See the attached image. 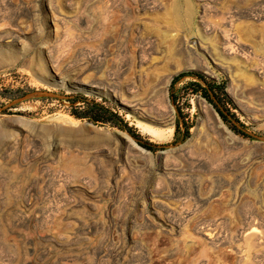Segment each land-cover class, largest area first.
<instances>
[{
  "label": "rangeland",
  "instance_id": "374dc122",
  "mask_svg": "<svg viewBox=\"0 0 264 264\" xmlns=\"http://www.w3.org/2000/svg\"><path fill=\"white\" fill-rule=\"evenodd\" d=\"M0 264H264V0H0Z\"/></svg>",
  "mask_w": 264,
  "mask_h": 264
},
{
  "label": "trees",
  "instance_id": "16d2710c",
  "mask_svg": "<svg viewBox=\"0 0 264 264\" xmlns=\"http://www.w3.org/2000/svg\"><path fill=\"white\" fill-rule=\"evenodd\" d=\"M186 75L189 76L193 75L194 77L202 80L201 76L197 74L181 73L172 78L171 85H173L176 81H178L180 78ZM191 85L194 87V89H192V92L200 93L202 98L205 99L207 103H209L214 108L220 119L224 123L230 124L228 120V114H227L228 112L226 108L223 105H221L217 100L216 93L222 91L220 86L206 84L205 87H201L198 83H193ZM7 99H9L10 101L12 98H7ZM65 99L70 108V112H69L70 116H72L75 119L86 120L95 125L108 124L113 127H116L119 130L128 133L133 139H135V141L140 147L151 152H154L160 147H162L147 141L140 140L139 137L131 130V128H129L126 125V123H124L123 120L117 115V113L113 112L109 107L105 106L102 102H97L95 99H88L83 96H66ZM178 127H179L178 124H175V133L178 132ZM230 128L234 132L241 134V132L236 130L234 126L231 125ZM189 129L190 126H186L184 130H182L180 141L187 139L189 134L188 132Z\"/></svg>",
  "mask_w": 264,
  "mask_h": 264
},
{
  "label": "bare ground",
  "instance_id": "6f19581e",
  "mask_svg": "<svg viewBox=\"0 0 264 264\" xmlns=\"http://www.w3.org/2000/svg\"><path fill=\"white\" fill-rule=\"evenodd\" d=\"M253 14V13H252ZM255 15V14H254ZM224 19V18H222ZM221 19V20H222ZM225 20V19H224ZM217 25V24H216ZM220 25V24H219ZM236 27V25H233ZM217 27V26H216ZM219 27V26H218ZM231 27V26H230ZM239 29V28H238ZM213 31V30H212ZM215 31V30H214ZM199 37V36H198ZM200 38V37H199ZM175 40V48H176V52L177 53H182V52H186V53H189L188 51H190L189 48H194L195 46L199 47L200 51H201V54L203 56H205L206 58L210 59L212 62H223L222 60V54L217 53V51L215 50L216 48H214L211 44L212 43H206L207 41H205L203 38L202 40H204L205 42H203L202 40L200 39H195V40H186L184 37L182 36H178L176 37ZM174 42V41H173ZM174 44V43H173ZM151 47V46H150ZM189 49V50H188ZM221 51V49H219ZM224 51V50H223ZM222 52V51H221ZM144 53V52H143ZM175 53V52H174ZM142 54V53H141ZM143 55V54H142ZM146 55V54H144ZM140 56V55H139ZM224 57V56H223ZM144 59V58H143ZM225 59V58H224ZM138 62H141V60L139 59ZM89 79V78H88ZM168 80V78L166 79ZM168 81H166L167 83ZM93 83L89 82L87 85L85 86H78V87H75L74 90H77V91H80V92H83L84 94H87V95H93V96H97V97H111L110 95H108L107 93H105L104 91H101L99 88H97V85L99 83H95L94 86L92 85ZM114 98V97H113ZM135 111H138V108H135L134 109ZM140 110V109H139ZM143 110V109H142ZM144 111V110H143ZM142 112V111H141ZM141 118H147V119H150V120H156L155 118L153 117H148L149 115L145 116L139 112H136ZM144 113V112H143ZM71 119V118H70ZM171 119V118H170ZM167 120V119H166ZM166 122V121H165ZM68 125H70L71 127L72 126H76V123L74 121H69V122H66ZM171 123V121H170ZM144 128L150 132V134L152 135V139L155 140V141H161V140H164L166 139V135L164 136L162 133L163 132H160L158 130H155L153 129V127L151 126H144ZM168 134L171 135L172 134V129L169 128L168 129ZM194 135V134H193ZM196 135V134H195ZM124 137V136H123ZM195 138V137H194ZM127 139L131 142V144L139 149L137 147V145L129 138L127 137ZM126 140V138H125ZM126 140V141H128ZM129 143V142H128Z\"/></svg>",
  "mask_w": 264,
  "mask_h": 264
}]
</instances>
